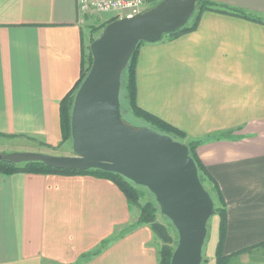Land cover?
<instances>
[{
	"label": "crops",
	"instance_id": "crops-1",
	"mask_svg": "<svg viewBox=\"0 0 264 264\" xmlns=\"http://www.w3.org/2000/svg\"><path fill=\"white\" fill-rule=\"evenodd\" d=\"M212 1L250 17L208 10L195 30L143 43L137 99L201 141L226 203L225 252L253 247L239 261L264 264V0ZM85 17L76 0H0V135L62 142ZM137 216L107 178L0 172V264H158Z\"/></svg>",
	"mask_w": 264,
	"mask_h": 264
},
{
	"label": "water",
	"instance_id": "water-1",
	"mask_svg": "<svg viewBox=\"0 0 264 264\" xmlns=\"http://www.w3.org/2000/svg\"><path fill=\"white\" fill-rule=\"evenodd\" d=\"M197 0H161L131 17L108 23L91 42L93 63L74 100L73 155L15 151L10 161H42L56 168H100L147 187L172 221L178 243L171 264H201L215 203L188 146L149 127L125 123L120 111L122 72L141 41L155 42L183 27Z\"/></svg>",
	"mask_w": 264,
	"mask_h": 264
},
{
	"label": "trees",
	"instance_id": "trees-1",
	"mask_svg": "<svg viewBox=\"0 0 264 264\" xmlns=\"http://www.w3.org/2000/svg\"><path fill=\"white\" fill-rule=\"evenodd\" d=\"M223 7L224 6L217 4L215 1L212 0H197L195 10L191 15V17L189 18L188 22L180 29L172 33L166 34L163 37L167 36V37L175 38L178 37L179 35L195 30L199 25L202 14L208 10L233 14L245 18L250 17L249 15L245 14L244 12L238 9H233L232 11H229L227 9H224ZM86 16L89 15L86 14ZM115 19H117V17H112L108 22H111ZM108 22L101 23L99 27L100 28L105 27ZM93 40L94 38L93 39L90 38L88 46L87 47L85 46L83 49L84 52L83 67L79 80L77 81L75 86L63 97L60 103L62 142L72 139V128H71L72 109L74 105L76 92L80 87L82 81L86 77L93 63V55L90 49V44ZM143 43H145V41H141L138 43L126 68L122 72L121 86L122 88L125 89L128 106L132 114L136 117L143 119L147 123V125L150 126V128L158 132L168 134L171 137H173L175 140H179L181 142L186 143V145L189 148L190 155L195 159L197 163L199 176L203 185L205 186L206 181H209L212 184V188L217 195V197L214 199V196L212 195L210 190H208L205 186V188L211 194L215 203V209L213 215H218L220 218L219 236L215 249V264H242L239 261L238 258L239 255L243 252H246L247 250H250L253 247L236 251L231 254H227L224 250L226 231H227L226 203L219 185L216 183L214 177L209 172L206 165L203 163V161L201 160L198 154V147L201 141L199 139L191 138L188 135V133L183 129L179 128L176 125L171 124L170 122L164 120L163 118L142 108L138 104L137 63H138L140 48ZM0 172L4 174H13L17 172H32V173L61 174V175L89 174L97 177L107 178L115 182V184L125 194L131 206L139 204V199L141 195V191L139 190V187H143L142 185H138L134 183L132 180L128 179L121 173L114 171H106L100 168H91L87 170H76V169H67V168L63 169V168H56L53 166H49L42 161H26V162L16 163L5 158V155L0 156ZM153 196L155 197L154 194ZM156 205L158 206L156 207ZM159 207L160 206L156 198L154 200L147 201L143 205H140V213L137 223L149 224L155 236H157V238L163 242V244H158V264H171L172 255L174 253L178 241L174 240L168 228L157 220L156 213ZM99 251L100 249H97L91 252L90 255L98 253Z\"/></svg>",
	"mask_w": 264,
	"mask_h": 264
},
{
	"label": "rangeland",
	"instance_id": "rangeland-1",
	"mask_svg": "<svg viewBox=\"0 0 264 264\" xmlns=\"http://www.w3.org/2000/svg\"><path fill=\"white\" fill-rule=\"evenodd\" d=\"M88 15L89 16L84 18L85 20L84 30L90 35V38L92 39L94 38L95 40L97 37H99L102 34L105 28V27L103 28L99 27L101 25L102 20L104 18L106 19V18L113 16L114 12H103L100 14H88ZM87 44H89V40ZM121 88H120V111H121V117L123 121L135 128H141V127L150 128V126L147 125V123L143 119L136 117L132 114L128 106L125 89L124 88L121 89ZM15 151H40V152H46V153L55 154V155H73L74 154L72 139L60 142L58 145L52 146V145L45 143L44 139L40 137H21V136L11 137L9 135H0V156L6 155L7 153H10V152H15ZM205 186L208 190H210V192L212 193L215 199L217 195L212 188V184L209 181H206ZM139 190L141 191L139 204L132 205V206L130 205L132 209L138 212L137 220H138L139 213H140V205L145 204L149 200L155 199V197L153 196V193L147 187H144V186L139 187ZM157 206L158 205H156V207ZM156 214H157L156 215L157 220L161 222L162 224H164L168 228L173 239L178 241L177 230L175 226L173 225V223L171 222V220L167 218V216L162 212L161 206L159 207V209H157ZM134 225H137V227H142L145 225L147 227H150L151 229V226L149 224H138L137 221ZM207 227H208V232H207V237H206V240L203 246V257H202L201 264H215V246H216L218 232H217L216 217L214 215L210 217ZM154 241L157 244H163V242L159 240L157 236H155V234H154Z\"/></svg>",
	"mask_w": 264,
	"mask_h": 264
},
{
	"label": "built area",
	"instance_id": "built-area-1",
	"mask_svg": "<svg viewBox=\"0 0 264 264\" xmlns=\"http://www.w3.org/2000/svg\"><path fill=\"white\" fill-rule=\"evenodd\" d=\"M84 14L114 12L118 18L131 17L156 6L161 0H76Z\"/></svg>",
	"mask_w": 264,
	"mask_h": 264
}]
</instances>
